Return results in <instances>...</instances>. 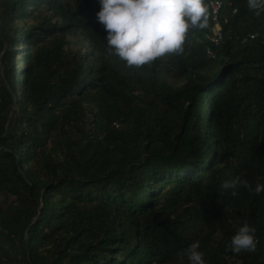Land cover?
<instances>
[{
	"label": "trees",
	"instance_id": "1",
	"mask_svg": "<svg viewBox=\"0 0 264 264\" xmlns=\"http://www.w3.org/2000/svg\"><path fill=\"white\" fill-rule=\"evenodd\" d=\"M203 2L182 53L130 68L98 0H0V264H189L192 243L264 264V191L222 187L264 184V12L222 0L215 46Z\"/></svg>",
	"mask_w": 264,
	"mask_h": 264
},
{
	"label": "clouds",
	"instance_id": "2",
	"mask_svg": "<svg viewBox=\"0 0 264 264\" xmlns=\"http://www.w3.org/2000/svg\"><path fill=\"white\" fill-rule=\"evenodd\" d=\"M99 11L95 21L105 33L106 50L118 57L126 67L150 64L166 54H180L189 29L208 26V9L203 0H98ZM247 6L259 16L264 12V0H247ZM240 186L260 194L264 184L254 189L239 178L225 181L222 187L233 196ZM198 243H192L184 252L189 264H204ZM230 251L254 252V229L243 224L232 236Z\"/></svg>",
	"mask_w": 264,
	"mask_h": 264
},
{
	"label": "built area",
	"instance_id": "3",
	"mask_svg": "<svg viewBox=\"0 0 264 264\" xmlns=\"http://www.w3.org/2000/svg\"><path fill=\"white\" fill-rule=\"evenodd\" d=\"M208 6L211 14V32H212V42L215 46L220 45L222 41V31L220 25L221 10L224 7L222 0H208ZM236 13L235 10L232 11V15ZM249 39H254V36H249ZM208 55L212 57V54L208 52Z\"/></svg>",
	"mask_w": 264,
	"mask_h": 264
},
{
	"label": "rangeland",
	"instance_id": "4",
	"mask_svg": "<svg viewBox=\"0 0 264 264\" xmlns=\"http://www.w3.org/2000/svg\"><path fill=\"white\" fill-rule=\"evenodd\" d=\"M17 50H25V48H23L22 46L17 48Z\"/></svg>",
	"mask_w": 264,
	"mask_h": 264
}]
</instances>
